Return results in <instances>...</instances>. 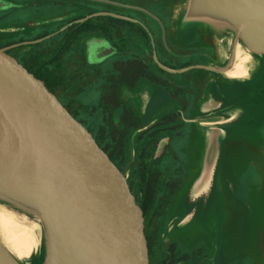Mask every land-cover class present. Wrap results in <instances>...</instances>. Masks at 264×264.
I'll use <instances>...</instances> for the list:
<instances>
[{
	"label": "rangeland",
	"instance_id": "1",
	"mask_svg": "<svg viewBox=\"0 0 264 264\" xmlns=\"http://www.w3.org/2000/svg\"><path fill=\"white\" fill-rule=\"evenodd\" d=\"M113 1L128 3L129 8L122 12L144 21L156 39L160 29L152 14L158 13L167 25L172 48L191 54L170 56L157 52L169 64L180 69L193 62L218 69L214 74L207 69H190L187 74L161 71L152 47L141 44L134 33L129 34L127 47L135 54L116 50L112 40L98 32L83 35L65 56L66 68L83 76L67 89L65 97L129 172L134 190L141 194L143 172L161 171L158 194L145 216L154 242L152 264L166 263L172 242L177 245V257L183 255L186 259L181 264H264V67L260 68L264 66V52L250 50L237 25L221 16L216 18L223 23V30L218 33L217 29L213 36L203 33L206 29L200 26L190 25V20H182L186 11L185 18L193 17L197 0ZM16 3L15 7H6L0 0V43L14 51L37 43L32 38L47 32L50 34L39 41L44 42L37 48L46 52L72 23L69 19L84 10L97 12L106 8L79 0ZM18 26L23 27L12 29ZM225 29L233 33L228 52L218 36ZM13 42L20 44L15 46ZM200 50L213 53V59L202 56ZM247 65H251L249 69ZM244 69V76L235 74ZM219 72L239 92L234 93L239 101L226 109L220 108L219 91L214 92L215 81L224 78ZM241 87L244 94L240 93ZM156 88L170 99L160 96L159 100L166 103L154 105L146 115ZM222 111L227 112L226 118ZM210 112L215 113L204 116ZM239 114L243 116L237 122L241 125L224 130V125H230ZM173 115L175 121L164 122L165 117ZM208 117L213 119L202 122ZM215 179V199L209 202ZM0 197L29 213L40 214L34 198L5 191L0 192ZM30 225L25 214L0 206V240H20ZM50 255L53 260L47 236L44 264Z\"/></svg>",
	"mask_w": 264,
	"mask_h": 264
},
{
	"label": "water",
	"instance_id": "2",
	"mask_svg": "<svg viewBox=\"0 0 264 264\" xmlns=\"http://www.w3.org/2000/svg\"><path fill=\"white\" fill-rule=\"evenodd\" d=\"M194 6L193 16L238 21L249 49L264 52V0H197ZM100 14L137 21L108 11L76 21ZM10 47L0 46V187L38 200L53 264H152L144 207L128 173L93 129ZM153 58L171 72L218 70L202 64L171 68L155 51ZM0 264L21 263L0 244Z\"/></svg>",
	"mask_w": 264,
	"mask_h": 264
},
{
	"label": "trees",
	"instance_id": "3",
	"mask_svg": "<svg viewBox=\"0 0 264 264\" xmlns=\"http://www.w3.org/2000/svg\"><path fill=\"white\" fill-rule=\"evenodd\" d=\"M6 3V7H15L18 3H16V0H2ZM83 1L89 4H102L105 5L106 8L102 10H107L109 12L114 13H120L125 14L122 12V9L129 8L128 3H122L117 1H97V0H79ZM132 8V7H130ZM101 11V10H98ZM95 12L94 11H87L84 10L82 13H80L77 17L69 19L70 22H72L65 30H63L60 34L57 36H60L59 39H57L56 42L53 43L52 46H50L49 50L46 52H42L38 50L37 48L41 47L44 41L37 42V43H31V44H25L22 45L17 49V51H14L12 49H9V51L16 55L24 64L27 65L31 70L36 72L40 77L45 79L49 86L56 91L64 100V102L74 111V113L83 120V122L89 126L91 129H93L96 137L99 139L101 144L109 151V153L116 159V161L122 166V163L116 158V156L113 154L111 150L108 149L106 144H103L99 135L95 132V129L93 126L82 116L78 115L76 110L71 106L68 99L65 97L66 91L69 87L73 85L74 82L77 81L78 78L80 80L83 78L81 74H73L71 71H69L66 68L65 65V56L70 53V51L73 49V47L79 42V40L82 38L83 35L86 33H102L104 37L107 39H111L110 41L112 45L116 48V50L125 51L126 54H135L130 53V49L128 46V39L129 34L134 33V36L141 42L143 45H147L148 47H153V34L150 32V29L148 25L143 21V23L122 19L119 17H115L110 14H100L96 16H92L90 18H87L83 21H76L78 18H82L87 16L88 14H91ZM156 14V13H154ZM128 15V14H125ZM157 16L158 13L156 14ZM130 16V15H128ZM160 17V16H159ZM23 26H18L16 28L12 29H21ZM50 33H41L33 37L32 39H38L43 38L47 36ZM0 35H3V33H0ZM57 36H53L57 38ZM53 37H50L49 39H53ZM49 39H45L49 40ZM127 44H125L126 42ZM19 42V41H18ZM15 43V42H13ZM0 46H6L3 43H0ZM145 48V47H144ZM114 50V51H116ZM190 65H196V63L193 62H187L181 66H190ZM248 66V65H247ZM173 68H176L174 66H171ZM264 66H260L262 69ZM157 68L161 71H164L161 69L158 65ZM191 69H197V70H205L204 68L200 67H193ZM124 70V67H122L121 71ZM209 72L218 73L215 71ZM149 74H145L146 77H148ZM219 76H221L223 79L220 78V80L215 81V85H217V88L214 92H218L217 100L222 102V106L220 108L226 109V107H229L236 102H238V96H234V93H237L238 91L235 89L234 85L229 82L225 81L227 78H225V75L221 72H219ZM225 79V80H224ZM128 79H125L127 81ZM242 80V79H241ZM239 86H242L243 83H239ZM240 88V87H239ZM238 88V89H239ZM242 90H240L241 94L245 89L241 87ZM237 91V92H236ZM159 92V93H157ZM239 93V92H238ZM223 94V97H222ZM164 97V100L170 99L164 92L160 91V89L156 88V91L150 98L147 109H146V115L149 111H151V108L154 105L160 106L162 102H165L164 100H159V97ZM240 97V95H239ZM245 98V97H244ZM241 97V99H244ZM166 103V102H165ZM215 112H210L207 114H204V116H212ZM223 118H226L227 112L222 111ZM243 116L239 114V117L236 119H233V121L229 124H225L223 129L224 130H230L232 126H238L241 125L237 122L241 120ZM238 119V120H237ZM176 120V115H173L172 117H165L164 122L170 123ZM161 181V171L159 170H149L147 172H143L140 176V187L138 183V187L140 189V193L136 192L138 200L144 207L145 216H147V213L155 201V198L159 191V182ZM133 187V186H132ZM217 180H214V183L211 187L213 189L209 193L210 196L208 198V201H212L215 199L214 193L217 191ZM134 189V188H133ZM0 206L4 207L8 210L15 211L17 213L25 214L29 217L31 225L28 229V232L22 239L17 240L13 243H5L4 241L0 240V244L4 246L7 251L21 264H44L45 260V243L47 239V230L45 227V224L42 220V218L39 215L29 213L28 211L18 207L14 203L0 198ZM146 218V217H145ZM147 227V226H146ZM147 236L149 238V245H150V256L152 258L153 256V246L154 242L153 237L149 234L148 228H147ZM175 244L171 243L168 246L167 251V259L165 264H179L180 262L184 261V256L181 255V257L175 258L174 252H175ZM186 256V255H185ZM152 262V261H151Z\"/></svg>",
	"mask_w": 264,
	"mask_h": 264
},
{
	"label": "flooded vegetation",
	"instance_id": "4",
	"mask_svg": "<svg viewBox=\"0 0 264 264\" xmlns=\"http://www.w3.org/2000/svg\"><path fill=\"white\" fill-rule=\"evenodd\" d=\"M154 16V18H155V20L157 21V23H158V25H159V29H160V36H159V39H156L155 37H153V47H154V51L157 53V52H165V53H167V54H169L170 56H191V54L190 53H184V54H182V53H179V52H176L173 48H172V46H171V43H170V40H169V38H168V32H167V25H166V23H164V21H163V19L161 18V17H159V16H157L156 14H153ZM185 16H187V11L185 12V14L183 15V17H182V20H184V21H188V20H190L191 21V23H190V25H192V26H200V27H202L203 29H206V30H203L202 32L203 33H207V34H209L208 36H213V33H214V31H218V33L220 32V31H222L223 30V24H221V23H219L218 21H215V20H213L211 17H208V16H204V15H195V16H193V17H189V18H185ZM135 22H141V23H143V21H141V20H138L137 19V21H135ZM193 23V24H192ZM143 24H145V23H143ZM218 29V30H217ZM182 30H184V31H186L187 32V28L186 29H184V28H182ZM209 31H213V32H209ZM201 32V33H202ZM219 36V39H220V42H221V44H222V47H223V49H225V51L226 52H228V47H229V43H231V39H233V33L230 31V30H228V29H225V32H221V34L220 35H218ZM232 44H237V41H236V43L235 42H233ZM203 48H205V47H202V49ZM201 54H202V56H205V57H207V58H210V59H213L211 56H210V54H212L213 55V53H209V52H207V51H205V50H200L199 51ZM232 52V51H231ZM158 55V54H157ZM159 57V56H158ZM225 59L227 58L226 56L224 57ZM159 59H160V61L162 62V63H164L165 65H167V66H169V67H171V66H173V65H171V64H169L167 61H165V60H163L161 57H159ZM224 60V59H223ZM236 60V59H235ZM159 66V65H158ZM251 65H249V67H250ZM161 69H163L161 66H159ZM185 67H188V66H185ZM185 67H182V68H185ZM234 67V66H233ZM171 68H173V67H171ZM164 71H167V70H165V69H163ZM185 70H190V69H185ZM208 70V69H207ZM210 71H215V72H218V70H210ZM230 75H232V74H230ZM229 80V78L228 79H226V81H228ZM213 82V81H212ZM165 103V102H164ZM122 168L128 173V176H129V180H130V183H131V178H130V175H129V172L123 167V165H122ZM131 185H132V183H131ZM146 219V218H145ZM146 231H147V227H146ZM149 239V238H148ZM172 243H174V242H172ZM175 244V249L177 248V245H176V243H174ZM176 253H177V250H175V252H174V256H175V258H177V255H176ZM185 258V257H184ZM183 258V260H186V259H184ZM187 258V257H186ZM152 263V262H151ZM173 264H176V263H173ZM179 264H181V262L179 263Z\"/></svg>",
	"mask_w": 264,
	"mask_h": 264
},
{
	"label": "crops",
	"instance_id": "5",
	"mask_svg": "<svg viewBox=\"0 0 264 264\" xmlns=\"http://www.w3.org/2000/svg\"><path fill=\"white\" fill-rule=\"evenodd\" d=\"M184 29H186V28H184ZM189 31V30H188ZM242 59V58H241ZM245 59V58H244ZM250 67L248 66L246 69H249ZM177 69V68H176ZM179 69V68H178ZM180 69H182V68H180ZM246 69H244L240 74H237V73H235L236 75H240V76H244L245 74H246ZM189 70H181V71H176V72H174V73H181V74H187L186 72H188ZM158 84H160V83H158ZM159 88L161 87V85H159L158 86ZM208 121V120H207ZM206 120H202V122H207Z\"/></svg>",
	"mask_w": 264,
	"mask_h": 264
},
{
	"label": "bare ground",
	"instance_id": "6",
	"mask_svg": "<svg viewBox=\"0 0 264 264\" xmlns=\"http://www.w3.org/2000/svg\"><path fill=\"white\" fill-rule=\"evenodd\" d=\"M233 21L235 22L236 25H238V21H235V20H233ZM1 191L4 192V190L0 187V192ZM46 264H53V260H52L51 255L47 258Z\"/></svg>",
	"mask_w": 264,
	"mask_h": 264
}]
</instances>
